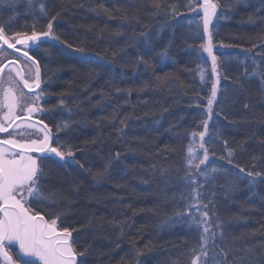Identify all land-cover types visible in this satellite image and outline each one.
<instances>
[{"label":"trees","instance_id":"trees-1","mask_svg":"<svg viewBox=\"0 0 264 264\" xmlns=\"http://www.w3.org/2000/svg\"><path fill=\"white\" fill-rule=\"evenodd\" d=\"M40 2L50 15L60 13L54 31L72 45L42 47V74L52 76L46 85L52 95L45 106L54 109L45 122L51 127L72 121L61 136L77 147L87 145L75 156L84 168L51 165L46 191L62 199L40 210L65 213L63 223L78 229L73 233L78 247L90 246L87 264H190L195 232L186 224L165 221L179 219L174 213L183 206L181 192H187L181 180L187 139L183 132L194 127V118L198 123L202 111L189 102L210 86L199 77L200 69L206 78L211 74L198 47L203 41L194 35L202 21L185 10V0H162L185 12L177 17L179 24L169 21L172 27L163 17L151 16L150 0H33L35 7L29 0H3L0 23L13 32L31 31L34 22L38 29L46 27L48 17L40 15ZM220 3L213 42L232 47L217 53L222 76L217 107L223 114L213 117L210 131H221L235 149L238 165L264 172V0ZM125 14L135 15L138 22L125 19ZM191 17L195 19L190 22ZM140 32L147 33L151 46H145ZM81 46L84 54L73 51ZM165 47L167 58H161ZM81 55L88 59L81 60ZM158 77L176 86H161ZM117 88L122 91L117 93ZM61 97L64 109L58 107ZM121 119L127 123L123 132ZM216 150L223 154L221 145ZM116 152L119 160L97 178ZM216 163L231 169L222 160ZM165 169L170 171L161 175ZM237 185L228 193L217 187L215 197L226 225L228 258L235 256L236 264H264V178L255 184L241 179Z\"/></svg>","mask_w":264,"mask_h":264},{"label":"snow or ice","instance_id":"snow-or-ice-1","mask_svg":"<svg viewBox=\"0 0 264 264\" xmlns=\"http://www.w3.org/2000/svg\"><path fill=\"white\" fill-rule=\"evenodd\" d=\"M29 4L35 7L33 0H29ZM149 7L153 9L151 16L163 17L168 27H172L170 20L179 24L177 17L185 15L175 3L162 0H150ZM221 7L220 0H185V10L196 13L202 21V25H196L194 35L197 40L203 41L198 45L199 50L206 53L211 61L209 77L206 78L203 69L199 70L201 83L210 82V86L204 95L197 93L195 99L189 102V106L202 109L197 113L199 121L197 123L194 118V127L183 132V137L187 138L181 176L187 192H181L179 197L183 206L174 213L179 219L169 217L165 221L186 224L189 230L195 232L196 243L189 252L190 264H236L235 256L231 261L228 258L229 250L224 243L226 225L216 210V189L219 187L228 193L238 186L237 181L241 179L248 178L249 184H255L257 178H264V172L246 171L245 167L238 165L235 149L229 147L221 131H210L213 117L223 114L217 107L220 102L221 60L213 50V20L218 19L217 12ZM39 13L48 17L44 28L38 29L34 22L31 31L13 32L0 23V133L7 134V137H0V264H87L90 246L78 247L73 235L78 229L63 223L65 213L40 210L41 206L57 205L62 199L56 192L46 191L44 181L51 174V165L66 166L71 163L84 168L75 156L77 151H85L87 145L77 147L68 142L66 135L61 136V133L67 134L72 121L63 120L51 127L45 122L54 111L45 106L47 98L52 95L50 87H46L50 85L52 76L42 74L41 61L35 52L47 41L66 42L54 31V23L60 13L50 15L44 2L39 3ZM125 19L138 22L135 15L129 17L125 14ZM194 19L191 17L190 22ZM138 36L143 38L146 47L151 46L146 32H140ZM66 47L72 48V45L66 44ZM220 47L232 45L222 43ZM73 51L84 54L85 48L75 47ZM159 55L167 58V48ZM80 59L86 61L88 58L81 55ZM139 60L148 63L144 56H140ZM157 79L161 86H176L175 81L167 83V78ZM116 91L119 93L122 90L117 88ZM127 92L130 96L132 89ZM205 100L206 103H202ZM58 107H66L63 97ZM224 118L227 119V116ZM119 122L123 132L127 123L124 119ZM218 144L223 147V154L217 152ZM166 148L175 151L170 146ZM120 155L116 152L114 157H110L95 176L102 178L106 175ZM217 160L224 161L238 172L218 165ZM169 171L161 170V175ZM221 178L227 183L219 184ZM139 254L142 253L138 251ZM241 264L244 262L241 261Z\"/></svg>","mask_w":264,"mask_h":264},{"label":"rangeland","instance_id":"rangeland-1","mask_svg":"<svg viewBox=\"0 0 264 264\" xmlns=\"http://www.w3.org/2000/svg\"><path fill=\"white\" fill-rule=\"evenodd\" d=\"M50 43H52V44H55V42L56 41H49ZM214 43V42H213ZM214 45H215V47H214V52H216V53H218V52H220V51H223V48H221L219 45H216L215 43H214ZM202 53V52H201ZM202 55L205 57V59L209 62V67H210V73H211V61H210V59L207 57V54L206 53H202ZM221 81H222V79H221ZM221 81H220V84H221Z\"/></svg>","mask_w":264,"mask_h":264},{"label":"flooded vegetation","instance_id":"flooded-vegetation-1","mask_svg":"<svg viewBox=\"0 0 264 264\" xmlns=\"http://www.w3.org/2000/svg\"><path fill=\"white\" fill-rule=\"evenodd\" d=\"M45 44H47V43H44V44H43L39 49H37L36 52H35L36 56H37L39 59L41 58V57H40V54H41L42 47H43ZM9 52H11V50H9ZM13 55H15V54H13ZM25 91H27V90L25 89ZM0 137H7V135H0Z\"/></svg>","mask_w":264,"mask_h":264},{"label":"water","instance_id":"water-1","mask_svg":"<svg viewBox=\"0 0 264 264\" xmlns=\"http://www.w3.org/2000/svg\"><path fill=\"white\" fill-rule=\"evenodd\" d=\"M1 135H6V133H0Z\"/></svg>","mask_w":264,"mask_h":264},{"label":"bare ground","instance_id":"bare-ground-1","mask_svg":"<svg viewBox=\"0 0 264 264\" xmlns=\"http://www.w3.org/2000/svg\"><path fill=\"white\" fill-rule=\"evenodd\" d=\"M214 21V20H213Z\"/></svg>","mask_w":264,"mask_h":264}]
</instances>
